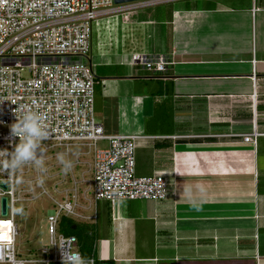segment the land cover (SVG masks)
<instances>
[{
  "label": "crops",
  "instance_id": "crops-1",
  "mask_svg": "<svg viewBox=\"0 0 264 264\" xmlns=\"http://www.w3.org/2000/svg\"><path fill=\"white\" fill-rule=\"evenodd\" d=\"M120 15L129 46L91 43L85 58L93 117L104 135L143 136L135 174H162L168 192L158 201L83 195L77 220L94 225L96 258L264 264V0H179ZM137 52L163 56L165 72L133 63ZM252 131L255 142L243 141Z\"/></svg>",
  "mask_w": 264,
  "mask_h": 264
},
{
  "label": "built area",
  "instance_id": "built-area-1",
  "mask_svg": "<svg viewBox=\"0 0 264 264\" xmlns=\"http://www.w3.org/2000/svg\"><path fill=\"white\" fill-rule=\"evenodd\" d=\"M179 0H138L114 4L113 0H0V150L11 152L18 138L11 125L20 108L39 113L47 138L40 142L57 146L92 144V197L96 200H162L168 183L162 174L137 176L134 170L137 135L107 136L93 117L95 76L85 59L91 50L92 23L109 14L140 11L160 3ZM133 63L150 73H164L168 61L161 55L133 53ZM255 131L243 134L255 142ZM98 141L106 143L98 147ZM44 149H48L44 146ZM6 157L0 154V164ZM0 229L8 241H0V264H62L59 246L78 250L76 238L58 229L60 216L85 219L79 211L76 189L60 191L55 198L42 189L52 208L46 213L47 244L37 253L20 257L12 208L15 171H0ZM6 198V214L1 199ZM95 219V215L89 217ZM0 230V231H1ZM10 241V244H9ZM84 257V256H82ZM97 264L95 257H84Z\"/></svg>",
  "mask_w": 264,
  "mask_h": 264
},
{
  "label": "rangeland",
  "instance_id": "rangeland-1",
  "mask_svg": "<svg viewBox=\"0 0 264 264\" xmlns=\"http://www.w3.org/2000/svg\"><path fill=\"white\" fill-rule=\"evenodd\" d=\"M227 5H245L251 0H218ZM151 7V6H150ZM147 8V7H146ZM145 9V8H143ZM120 14L107 15L98 18L92 23V51L96 49H122L129 45L122 42L131 33V28L120 22L123 18ZM124 19V18H123ZM124 22H126L124 20ZM0 129H4L0 127ZM98 147L106 146L103 141H98ZM46 146L48 149H44ZM92 144L74 143L67 146H57L44 143L38 149L43 159L41 171L31 162L22 165L15 170V196L18 200L14 207H22L23 214L14 215L17 228L16 248L18 256L27 257L34 254L47 244V220L46 213L52 208V204L46 196L41 195L42 189H46L49 195L60 198V191L75 187L73 179L77 180V192L79 203H83L82 196L92 198L90 183L92 181ZM57 154H63L66 160L71 161L72 167L68 171L62 170V165L57 159ZM78 211H84L79 207ZM6 217H0L5 220ZM98 244V243H97ZM99 250V247H97ZM179 264H186L180 262Z\"/></svg>",
  "mask_w": 264,
  "mask_h": 264
},
{
  "label": "clouds",
  "instance_id": "clouds-1",
  "mask_svg": "<svg viewBox=\"0 0 264 264\" xmlns=\"http://www.w3.org/2000/svg\"><path fill=\"white\" fill-rule=\"evenodd\" d=\"M20 111L19 120L11 125V135L18 138V143L11 152L0 150V154L6 157V160L0 164V171H15L28 162L43 171V159L38 149L40 142L47 138V134L43 128L41 116L24 106H21ZM57 159L63 166V171L66 172L72 167L71 161L66 160L63 154H57ZM11 211L14 215L23 214L22 207H13ZM0 241H8V237L0 236ZM59 249L62 264H88V261L78 252L71 253L67 245H61Z\"/></svg>",
  "mask_w": 264,
  "mask_h": 264
},
{
  "label": "trees",
  "instance_id": "trees-1",
  "mask_svg": "<svg viewBox=\"0 0 264 264\" xmlns=\"http://www.w3.org/2000/svg\"><path fill=\"white\" fill-rule=\"evenodd\" d=\"M58 229L63 234L72 235L76 238L78 250L82 256L96 258V231L92 223L62 215L58 218ZM0 236H4L2 230ZM97 261L100 260L97 259Z\"/></svg>",
  "mask_w": 264,
  "mask_h": 264
},
{
  "label": "water",
  "instance_id": "water-1",
  "mask_svg": "<svg viewBox=\"0 0 264 264\" xmlns=\"http://www.w3.org/2000/svg\"><path fill=\"white\" fill-rule=\"evenodd\" d=\"M133 1H138V0H113L114 4H122V3H128V2H133ZM3 189L6 187L5 184L0 185ZM1 214L5 215L6 214V198L2 197L1 199ZM97 264H113L111 261H98Z\"/></svg>",
  "mask_w": 264,
  "mask_h": 264
}]
</instances>
